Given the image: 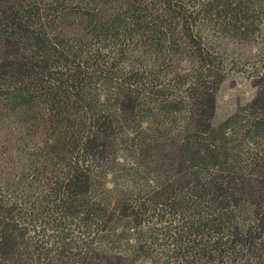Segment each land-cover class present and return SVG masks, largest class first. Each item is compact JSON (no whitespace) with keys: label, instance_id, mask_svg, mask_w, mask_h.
<instances>
[{"label":"trees","instance_id":"trees-1","mask_svg":"<svg viewBox=\"0 0 264 264\" xmlns=\"http://www.w3.org/2000/svg\"><path fill=\"white\" fill-rule=\"evenodd\" d=\"M256 4L0 0V264H264V69L216 122L202 27Z\"/></svg>","mask_w":264,"mask_h":264},{"label":"rangeland","instance_id":"rangeland-1","mask_svg":"<svg viewBox=\"0 0 264 264\" xmlns=\"http://www.w3.org/2000/svg\"><path fill=\"white\" fill-rule=\"evenodd\" d=\"M257 1L256 20L249 35L236 37L232 31L223 28L218 21H201L206 26L214 47L218 50L217 63L225 73L216 94L214 120L220 121L247 102L256 90L254 80L264 69V0ZM211 22V23H210ZM199 23V20H197ZM182 61L179 67L184 68ZM129 264H150L149 260L139 258Z\"/></svg>","mask_w":264,"mask_h":264}]
</instances>
